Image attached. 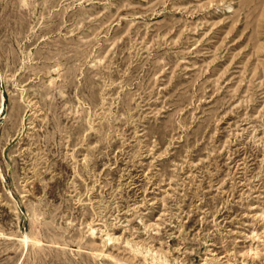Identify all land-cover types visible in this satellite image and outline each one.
Returning <instances> with one entry per match:
<instances>
[{"label": "rangeland", "instance_id": "rangeland-1", "mask_svg": "<svg viewBox=\"0 0 264 264\" xmlns=\"http://www.w3.org/2000/svg\"><path fill=\"white\" fill-rule=\"evenodd\" d=\"M0 233V264H264V0H0Z\"/></svg>", "mask_w": 264, "mask_h": 264}, {"label": "bare ground", "instance_id": "bare-ground-1", "mask_svg": "<svg viewBox=\"0 0 264 264\" xmlns=\"http://www.w3.org/2000/svg\"><path fill=\"white\" fill-rule=\"evenodd\" d=\"M9 225L13 227L14 229L16 228V222L10 221ZM0 237L4 238V237H9V236H6L4 233H0ZM106 237L109 239L110 238L109 234H107ZM19 241L22 243L24 247H26L28 243H34V240L30 234H21L19 237Z\"/></svg>", "mask_w": 264, "mask_h": 264}]
</instances>
